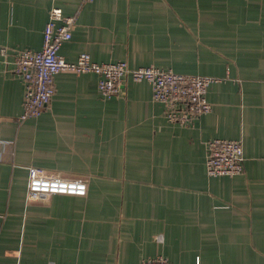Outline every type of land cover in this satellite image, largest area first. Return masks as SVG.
<instances>
[{
    "label": "crops",
    "instance_id": "obj_1",
    "mask_svg": "<svg viewBox=\"0 0 264 264\" xmlns=\"http://www.w3.org/2000/svg\"><path fill=\"white\" fill-rule=\"evenodd\" d=\"M74 14L60 53L217 77L212 110L171 122L147 80L104 97L93 72L59 71L21 121L23 49L50 10ZM6 48L7 54H2ZM240 139L244 171L207 173V142ZM83 177L85 196L28 200V167ZM264 264V0H0V264Z\"/></svg>",
    "mask_w": 264,
    "mask_h": 264
},
{
    "label": "built area",
    "instance_id": "obj_2",
    "mask_svg": "<svg viewBox=\"0 0 264 264\" xmlns=\"http://www.w3.org/2000/svg\"><path fill=\"white\" fill-rule=\"evenodd\" d=\"M81 7L67 15L61 7L50 10L43 31V46L39 50H20L14 59V69L26 83L24 111L21 121L39 117L49 107L56 93L55 75L67 70L75 73L93 72L98 75V88L104 97L120 93L122 81L129 75L135 81L147 80L152 98L165 106V115L171 122L191 124L198 116L212 110L207 94L210 85L218 80L211 75L178 73L173 69L145 65L131 67L127 60L97 62L83 52L76 61L67 60L61 53L62 45L73 37ZM6 55V48L2 49ZM207 173L210 176L236 175L244 171V149L240 139L216 137L207 142ZM28 200L37 201L56 194L85 196L88 184L83 177L65 178L49 174L44 167H28ZM71 264V263H57ZM139 264H172L164 255L143 258Z\"/></svg>",
    "mask_w": 264,
    "mask_h": 264
}]
</instances>
